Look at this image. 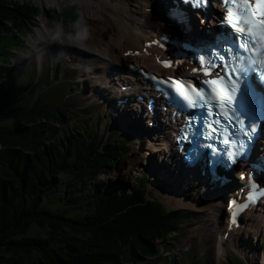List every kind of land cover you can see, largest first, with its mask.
<instances>
[{"label":"trees","instance_id":"1","mask_svg":"<svg viewBox=\"0 0 264 264\" xmlns=\"http://www.w3.org/2000/svg\"><path fill=\"white\" fill-rule=\"evenodd\" d=\"M0 2V14L2 8H15L8 0ZM0 25L2 33L5 27ZM14 82L7 87L0 81V123L26 114L15 105L25 93L21 82ZM14 125L0 126L1 144H11V137L22 142L20 149L4 145L0 149V264H123L151 254L144 244L164 230L166 219L141 197L132 196L125 202L91 199L87 202L90 213L85 215L69 210L73 198L69 195L79 190L60 183L56 173L70 162L75 166L66 170L69 173L85 162L95 168L89 159L93 146L70 134L43 151L37 141L23 140L24 130L13 129ZM98 139L93 137L94 144ZM106 153L100 150L96 156L106 160ZM50 190L52 196H48ZM74 198L81 201V194ZM93 204L96 209L91 211Z\"/></svg>","mask_w":264,"mask_h":264},{"label":"snow or ice","instance_id":"2","mask_svg":"<svg viewBox=\"0 0 264 264\" xmlns=\"http://www.w3.org/2000/svg\"><path fill=\"white\" fill-rule=\"evenodd\" d=\"M182 2L187 3L188 0H182ZM197 4L207 3V0H196ZM225 8L224 19L227 21L228 25L234 30L237 35L235 40L239 41L240 44H244L245 38H248V44L244 47H240V51L237 52L236 49L226 48L223 53H218L213 50L212 53L207 57H199V71L208 78L205 83L213 86L215 90L217 86L221 85L222 79L226 80L227 76L224 71L217 73L215 70L217 68H225L227 72L231 74L232 69L227 68L228 65V55H232L239 58L247 50L248 46L255 47L256 43L264 42V0H217ZM182 22V21H181ZM239 46V45H238ZM164 67L168 66V62H162ZM198 69L194 68L193 72ZM238 72L243 73V68H238ZM255 75V74H253ZM192 92L195 93V97L189 98L185 96L189 106L194 107L197 99L203 100V92L205 89H197L195 86L189 85ZM239 90V97L237 98L238 107L236 112L239 113L235 116V121L242 127V135L246 138L245 143L240 144V150L242 152L246 151L245 144H250L255 142L256 134L258 128L255 126L256 121L252 119L250 109L252 107V91L250 88L239 85V80L237 78V84L233 85L228 89H220L221 101L226 102L225 107L231 108L233 98L236 97V93ZM240 116H247L248 120H240ZM228 118L233 119L232 115H228ZM251 121V122H249ZM181 139H186L184 137L178 138V144Z\"/></svg>","mask_w":264,"mask_h":264},{"label":"bare ground","instance_id":"3","mask_svg":"<svg viewBox=\"0 0 264 264\" xmlns=\"http://www.w3.org/2000/svg\"><path fill=\"white\" fill-rule=\"evenodd\" d=\"M65 1H77L78 3H82L81 6L84 7L83 14L87 16H96L100 13V11L103 8V6H101L99 3H96L92 0H65ZM164 1L165 0H146L144 4L138 1H135L132 5V7L135 9V13H131L129 11L123 10L122 8H117V5L110 7V9H114L115 11L116 17H113V20L116 21V27L105 26V31H108L114 35L105 44L106 54L111 60V62L107 64L108 69H114L111 64L115 63L119 65L120 61H123L126 57H131L134 54H140L142 56H146V57H143L145 59H147V57L150 58V60H153L154 67L157 69L156 64H157L158 57L155 56L150 50L146 49L144 45L142 44V42L145 40V36H151V37L155 36L156 33H159L162 31L163 27H162L161 21L151 18L150 14L146 12L145 8L148 7L153 2L152 5L155 8L159 7L160 9L164 5ZM45 3L48 4V2L46 1ZM37 31L39 35L44 38L43 41L44 43L47 44V46L53 44L56 38V35L61 33V30L59 28L54 27L52 23L46 20L45 21L43 20L41 22V24L37 27ZM256 45L258 46L259 43H256ZM84 59L86 58L84 57ZM83 62L85 61L83 60ZM127 87L128 86L126 85V90H127ZM127 94H128V90H127ZM120 96L122 97L123 94H120ZM132 111L135 113L134 109H132ZM110 112L113 113L112 110H110ZM121 124H123V122H121ZM142 132H145V129H143ZM166 155H169L168 151H166ZM121 182L122 181L117 182L118 184H115V186L119 187V184H121ZM219 205H220V202H217L216 206L219 207ZM217 212L220 214L225 213V211L220 208H218ZM98 213H101V212L98 211ZM251 214L255 215L258 218V216H261L260 209L258 210L255 209V211L251 212ZM219 221L222 223V220H219ZM252 227L259 229L260 227L262 228L264 226L263 224L260 223L259 225L252 224ZM231 236H232L231 240L229 238L226 240L228 241L227 243H229L230 245H236V240L237 242L238 241L241 242V245H245V246L248 245V243H246L245 241V238H241L239 233L235 234L234 232H232ZM226 241L222 242L221 238H220V241L219 240L216 241L217 243L216 252L218 255L226 250L225 248ZM257 255L261 256L264 254H260L258 252Z\"/></svg>","mask_w":264,"mask_h":264},{"label":"rangeland","instance_id":"4","mask_svg":"<svg viewBox=\"0 0 264 264\" xmlns=\"http://www.w3.org/2000/svg\"><path fill=\"white\" fill-rule=\"evenodd\" d=\"M17 1H20V2H22V3H26L25 5H24V7L26 8V9H28V10H30V11H33L34 13H36V14H39V12H40V8H42L43 10H45L46 8H52V7H57L58 9L60 8H62V7H64L65 5H68V4H70V3H68V2H66V3H64V1L63 0H59V2L60 3H62V6H60V5H58V4H56L55 3V1L54 0H48V4H46L45 3V0H11V1H9L10 3L9 4H16L15 2H17ZM42 3V4H41ZM0 4L2 5L3 3L2 2H0ZM35 4V5H34ZM45 5H47V6H45ZM58 6H60V7H58ZM70 7H74V9L72 10ZM79 7V9H80V11H81V13H82V7H80V6H78ZM59 9V10H60ZM3 10V13L4 14H11V13H9L10 11L11 12H13L14 10L12 9V10H7V9H1V11ZM58 10V13L59 14H56L55 16H56V18H58V19H60L61 18V15H60V11ZM75 11H76V9H75V6H69V7H66V9H65V14L66 15H70V16H73V15H75ZM41 14H42V12H41ZM87 17H93V16H87ZM96 18H99V19H104V22L105 23H108V22H112V16L108 13V12H106V11H102V15H99V16H97ZM71 25H72V22H69V23H67V27L65 28V30L67 31V30H69L70 29V27H71ZM76 27V26H75ZM105 27V25L103 24L102 25V28H104ZM93 29L94 30H97L98 29V27L96 26V25H94V27H93ZM81 32H83V31H79V33H76L75 32V37L76 38H80V33ZM108 35V33H106V32H104V35H100V33L99 34H96V33H91L90 34V37L87 39V41H86V45H87V48L90 50V51H95V53H97V54H102V53H104V48H103V45L105 44L104 43V41H101L99 38L101 37V38H103V37H106ZM27 38H28V41H27V46L28 47H23V52L20 54L21 55V57H23V56H25L26 58L28 57V54H27V50H26V48H32V49H34L36 46L37 47H39V45H40V42H39V40H38V38H36V39H31V37H29V36H27ZM23 46V45H22ZM43 81L45 82V79H43ZM52 126H55V127H58L59 126V124H51ZM149 144H152V145H155L154 143H148V145ZM138 154H140L139 152H137ZM145 153H146V155H147V149H146V146H145ZM151 154H153V153H155L154 151H151L150 152ZM157 153V152H156ZM142 155H143V153H141ZM139 164H142V166H140ZM143 166H145L146 167V164L141 160V155H139L138 157H136V154H132V155H130V157H129V159L128 160H126L125 161V172L128 174V176L130 177V179L133 181L134 180V178H135V176H140V173L145 169V167L144 168H142ZM187 212H190V214H191V216H193L194 215V212L192 211V209H187ZM249 216V215H248ZM248 216H247V219H249L248 218ZM254 217V216H253ZM214 218H212V216H211V219H210V221H207V222H204V221H201V220H196V219H194L196 222H197V224L199 225V226H201L202 228H203V232H205V233H208V234H212V233H216L217 234V232L218 231H222V229H217V227H218V224L216 223V221L215 220H213ZM212 220V221H211ZM250 220V219H249ZM254 220L256 221V223H259L260 221L256 218V216L254 217ZM259 221V222H258ZM250 222H251V220H250ZM248 223V222H247ZM246 228H247V231L244 233V235L247 237V239H248V244L249 243H251V244H253V243H257L256 242V240L260 237V235H261V233L263 234V236H264V233L262 232V230H259V231H257V232H254L252 235H251V233L249 232V231H251V228L250 227H248V225H246ZM215 229H217V230H215ZM193 231H196V229H193ZM213 231V232H212ZM209 232H212V233H209ZM192 241V240H191ZM205 243H208V244H210V241H205L203 244H205ZM208 244H206L203 248L205 249V250H208V248L210 247V245H208ZM208 252V254L209 255H213V251L212 250H208L207 251ZM211 259H213V256H212V258ZM220 259L221 260H223V258H221L220 257ZM203 261H206L207 263H208V261H207V259L204 257L203 258Z\"/></svg>","mask_w":264,"mask_h":264}]
</instances>
